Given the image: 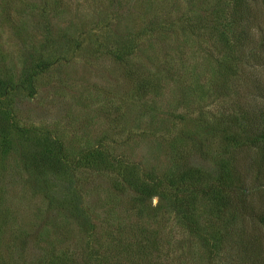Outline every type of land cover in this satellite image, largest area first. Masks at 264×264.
I'll return each instance as SVG.
<instances>
[{
  "label": "rangeland",
  "instance_id": "1",
  "mask_svg": "<svg viewBox=\"0 0 264 264\" xmlns=\"http://www.w3.org/2000/svg\"><path fill=\"white\" fill-rule=\"evenodd\" d=\"M233 1L0 0L1 264L204 257L187 222L215 199L175 206L168 180L212 169L190 139L208 147L234 67L256 75L227 42L264 0Z\"/></svg>",
  "mask_w": 264,
  "mask_h": 264
},
{
  "label": "trees",
  "instance_id": "2",
  "mask_svg": "<svg viewBox=\"0 0 264 264\" xmlns=\"http://www.w3.org/2000/svg\"><path fill=\"white\" fill-rule=\"evenodd\" d=\"M241 4L242 0H235L230 6L236 12ZM244 27L245 32L242 27L230 36L228 49L238 59L246 50L253 53L256 75L250 82V77L236 76L234 67L235 97L226 107L227 113L209 123L208 147L203 140L190 139L189 145L194 144L211 161L212 169L188 164L168 180L186 192L180 201H172L175 206L183 200L194 204L198 196L215 199L202 223L200 216L187 222L204 257L177 255L179 263L264 264V23L251 21ZM59 168L48 166L52 172H61ZM186 247L191 248V243Z\"/></svg>",
  "mask_w": 264,
  "mask_h": 264
}]
</instances>
